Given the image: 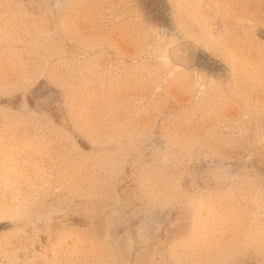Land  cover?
I'll use <instances>...</instances> for the list:
<instances>
[{
	"label": "rangeland",
	"instance_id": "obj_1",
	"mask_svg": "<svg viewBox=\"0 0 264 264\" xmlns=\"http://www.w3.org/2000/svg\"><path fill=\"white\" fill-rule=\"evenodd\" d=\"M0 264H264V0H0Z\"/></svg>",
	"mask_w": 264,
	"mask_h": 264
}]
</instances>
